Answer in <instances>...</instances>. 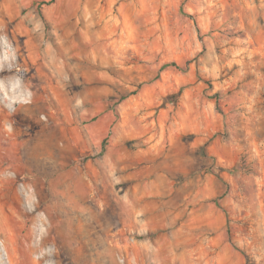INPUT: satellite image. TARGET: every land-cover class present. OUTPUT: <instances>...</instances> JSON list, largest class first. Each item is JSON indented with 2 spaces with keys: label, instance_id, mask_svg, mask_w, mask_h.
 Returning a JSON list of instances; mask_svg holds the SVG:
<instances>
[{
  "label": "rangeland",
  "instance_id": "rangeland-1",
  "mask_svg": "<svg viewBox=\"0 0 264 264\" xmlns=\"http://www.w3.org/2000/svg\"><path fill=\"white\" fill-rule=\"evenodd\" d=\"M84 1L99 55L45 80L0 0V264H264V0ZM118 128L180 182L164 230L123 229L88 167Z\"/></svg>",
  "mask_w": 264,
  "mask_h": 264
},
{
  "label": "crops",
  "instance_id": "crops-1",
  "mask_svg": "<svg viewBox=\"0 0 264 264\" xmlns=\"http://www.w3.org/2000/svg\"><path fill=\"white\" fill-rule=\"evenodd\" d=\"M6 1L9 7L15 5L23 11L30 9L21 24L31 30L16 37V47L24 65L37 71L45 80H50V74L55 71H80L90 55H99L97 47L92 50L87 47L94 39L87 35L89 19L84 12V0H54L52 4L46 3L53 0ZM94 104L96 106L87 108L86 114L104 111L102 106ZM87 130V136L96 139L91 145L96 148L106 138L109 125L100 117ZM133 139V134L118 128L99 165L88 167L101 178L97 182L102 190L112 192L111 203L127 222L123 229L138 233L164 230L170 222L176 221V217L170 219L169 211L182 205L181 200L185 199L181 195L182 187L175 175L161 169L160 163L146 167L142 159L140 165L136 164L135 154L128 147V142ZM153 149L159 150L157 145H151L148 151Z\"/></svg>",
  "mask_w": 264,
  "mask_h": 264
},
{
  "label": "trees",
  "instance_id": "trees-1",
  "mask_svg": "<svg viewBox=\"0 0 264 264\" xmlns=\"http://www.w3.org/2000/svg\"><path fill=\"white\" fill-rule=\"evenodd\" d=\"M53 1L49 2V3H46V4H50V3H53ZM174 66V64H172ZM182 92L183 90L181 89L179 92L177 93H174V94H171V95H168L166 98H165V102H168V103H174L176 104L178 102V100L180 99L181 95H182Z\"/></svg>",
  "mask_w": 264,
  "mask_h": 264
}]
</instances>
